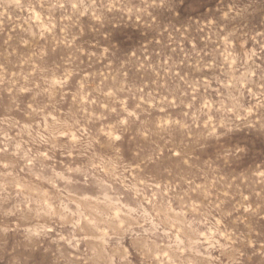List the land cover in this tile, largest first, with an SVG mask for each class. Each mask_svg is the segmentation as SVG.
Instances as JSON below:
<instances>
[{
  "label": "rangeland",
  "instance_id": "1",
  "mask_svg": "<svg viewBox=\"0 0 264 264\" xmlns=\"http://www.w3.org/2000/svg\"><path fill=\"white\" fill-rule=\"evenodd\" d=\"M0 264H264V0H0Z\"/></svg>",
  "mask_w": 264,
  "mask_h": 264
}]
</instances>
